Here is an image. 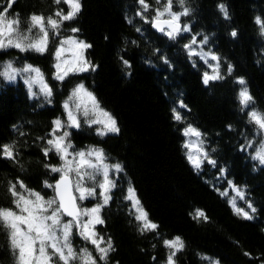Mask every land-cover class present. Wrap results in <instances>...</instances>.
<instances>
[{"label": "trees", "instance_id": "trees-1", "mask_svg": "<svg viewBox=\"0 0 264 264\" xmlns=\"http://www.w3.org/2000/svg\"><path fill=\"white\" fill-rule=\"evenodd\" d=\"M79 2L80 11L61 24V34L91 45L86 58L94 69L64 81L55 79L58 41L52 33L43 53L0 49V62L41 68L52 89V97L41 101L33 99L24 84L0 79V146H15V159L0 155V207L14 208L7 189L17 180L49 196L44 181L54 184L57 177L44 165L59 161L53 151L45 158L43 149L52 122L65 118L63 103L82 83L119 128L107 136L85 126L70 133L76 147H98L109 163L122 166L101 211L104 223L97 226V233L112 242L103 264H167L175 250L164 241L175 237L184 247L175 253L174 264H264V166L253 159V145L262 135L248 118L252 110L264 113V34L256 23L257 17L264 21V0H185L189 12L180 18L189 32L175 38L153 26L156 10L163 12L166 0H145L149 7L142 14L139 0ZM0 7L10 19L19 18L22 32L32 14L47 18L58 10L69 11L64 0H0ZM172 11H183L176 0ZM193 39L219 58L222 79L204 83L207 65L185 47ZM244 86L253 102L242 111L238 94ZM174 110L181 120L174 118ZM189 126L201 134L215 165L206 160L201 170L194 168L185 147ZM231 186L244 191L240 206L252 205V219L230 205L225 192ZM129 187L157 229L139 230L141 222L125 198ZM198 211L207 219L197 217ZM0 264H14L3 226Z\"/></svg>", "mask_w": 264, "mask_h": 264}, {"label": "snow or ice", "instance_id": "snow-or-ice-1", "mask_svg": "<svg viewBox=\"0 0 264 264\" xmlns=\"http://www.w3.org/2000/svg\"><path fill=\"white\" fill-rule=\"evenodd\" d=\"M10 2L14 3L15 0H10ZM54 2L59 4L61 0H54ZM156 2L159 4L160 0H156ZM172 2L173 0H166L165 4L162 5L163 12L156 10L153 26L165 32L170 38H175L180 31H189L187 26L181 29L178 23L180 16L187 15L189 9L184 7L185 0H176L183 11L173 12L171 10ZM64 3L70 9L67 14H64L62 10L56 11L52 16H48L47 18L40 14H32L28 19L26 32L19 31L20 21L18 17H13L9 20L7 19V12L0 11V49L16 48L20 51L32 50L40 53L47 51L49 32L54 37L59 36L61 24L64 21L74 19L80 11L79 0H64ZM139 3L143 7L141 13L138 14H142L143 11L147 10L149 5L145 3V0H139ZM219 7L225 17H227L228 13L224 5H220ZM165 14H167L169 19L163 21V23L168 25V30L160 27L159 24L160 17ZM256 23L261 25V33L264 34V21H261L257 17ZM33 29L36 30L35 35H32ZM137 30L139 31V29ZM71 31L77 32L79 29L72 28ZM231 35L236 36V32L233 31ZM206 42L207 38L205 37L204 43ZM192 43H196L195 39H193ZM66 44H76L81 50L91 47V45L83 41H76L72 38L61 39L54 53L57 60H59L63 46ZM185 47L188 48L190 54L199 55L201 58L210 56L212 60H219L215 54L197 53L191 45H185ZM81 59L82 63L76 70L87 71L90 67L94 69V66L89 61L83 59L82 52ZM124 63L127 64V61H124ZM210 67L212 66L210 65ZM0 68L3 69V71H0V76L8 80H14L17 74L28 73L29 79L26 83H28L29 88L34 83H39L40 92L44 97L46 99L51 97L52 89L44 82L43 74L39 68L26 65L22 69H17L13 66L12 61L0 62ZM55 68L57 69L55 79L63 80L67 72H64V74L60 73L59 63L55 65ZM218 69L219 64L217 63L214 67L215 75L209 76L208 73L204 74L205 84L209 80L223 78L220 76ZM228 71H232L230 66ZM33 73L35 75H32ZM238 83L245 85L243 79H240ZM33 94L35 95V93ZM238 100L242 111L253 102V97L248 92L246 86L240 90ZM69 101H73L76 112L86 118V123L102 125L98 129V135L103 136L109 132H119L115 119L110 113L99 108V102L96 100V97L85 88L84 84L81 83L73 89ZM82 105L83 107H81ZM63 107L67 111V121L56 119L52 122L54 128L49 133L51 138L46 140L47 146L43 149L45 158L48 157L50 151H54L62 162L59 167L49 164L44 165L51 172L60 173V178L55 184L44 181V187L52 189L54 195L45 199L40 192L28 189L22 180H17L14 183H10L7 189L8 193L13 197V205L16 210L0 207V226L8 230L14 264H73V262H78V264H96V258L92 256L87 248H82L77 252L72 247L71 237L74 227L83 240L88 241L94 246L100 260H106L109 251L113 250L111 239L109 238L105 244L104 237L100 236L95 229L96 225L104 223L100 212L104 205L108 204L111 199V190L115 187V182L109 178V173L110 171H122V166L119 163L112 165L106 163L107 157L102 149L75 150L73 145L68 142L70 133L67 130H60L70 127L78 128L79 120L77 115L69 110L68 101L64 103ZM181 107L184 106L181 105ZM97 112H99L100 116L105 117V119L96 118ZM90 114L94 118L88 119ZM174 118L176 120L182 119L179 113H175ZM248 118L249 122L256 126L257 132L264 136V113L252 110L249 112ZM58 132L59 135L57 134ZM185 135L199 137L201 134L189 126L185 129ZM249 146H251V142ZM14 147L12 144L0 146V155L9 159H15L13 153ZM185 147H190V145H185ZM69 149H73V151L70 152ZM188 159L193 162L196 168H199L203 162L202 160H194L191 153H189ZM203 159L213 165L216 163L214 160L208 158L206 152L203 153ZM253 159L264 164V143H261ZM70 174L72 175L70 176ZM97 176H101L102 179L98 180ZM97 188L100 189L102 202H98L91 208L81 207L77 203V200L83 202L89 198H96ZM233 190L241 199L244 198V193L240 189L233 186ZM125 198L132 202L135 219L141 222L139 229L141 232L158 228V225L148 219L147 213L135 197V190L133 188L129 187ZM232 203L235 208V198H233ZM248 208L252 212H255L250 203L248 204ZM236 211L237 214L242 213L244 218L252 219V216L248 212L243 211V209L236 208ZM196 216L207 219L202 211H198ZM64 217H69L70 219L65 220ZM102 244H105V246L102 247ZM164 244L166 247L175 250L167 257V264H174L173 257L177 251H180L184 247L183 241L180 237H175L173 240H165Z\"/></svg>", "mask_w": 264, "mask_h": 264}, {"label": "rangeland", "instance_id": "rangeland-1", "mask_svg": "<svg viewBox=\"0 0 264 264\" xmlns=\"http://www.w3.org/2000/svg\"><path fill=\"white\" fill-rule=\"evenodd\" d=\"M80 3V2H79ZM69 7V6H68ZM70 10V9H69ZM172 10V9H171ZM0 11H1V7H0ZM4 12H6V11H4ZM166 15V14H165ZM165 15H163V16H161L160 17V21L161 20H168L169 19V17H165ZM167 16V15H166ZM7 19H9V20H11L8 16H7ZM69 21V20H68ZM153 23H154V20H153ZM179 24H183L182 22H181V18L179 19V22H178ZM183 27H185V25H183ZM188 27V29H189V26H187ZM183 29V28H182ZM19 31L20 32H22L21 31V27L19 26ZM189 31H180L179 32V34H177L176 36H179V35H181V34H184V33H188ZM51 32H49V41H48V46L50 45V43H51V38H50V34ZM165 33V32H164ZM32 35H35V33H32ZM53 35V34H52ZM175 36V37H176ZM64 38H72V39H74V40H76V41H81V40H79L77 37H75V36H73V35H71V36H66V35H64V34H61V26H60V35L59 36H56V37H54L53 36V40L54 41H58L57 42V45H56V48L59 46V41L61 40V39H64ZM196 41V40H195ZM84 42V41H83ZM85 43V42H84ZM191 46H192V48H193V50L195 51V52H204V53H210L209 51H205V49L203 48V44L202 43H198L197 41H196V43L195 44H193V43H191L190 44ZM5 49H9V48H5ZM19 50V49H18ZM86 51H87V49H84V50H81L80 48H78L77 47V45L76 44H66V45H64L63 46V49H62V51H61V55H60V57H59V60H57L56 59V57H55V62H54V77L56 76V73H57V69L55 68V65L57 64V63H59L60 64V73L61 74H64V72H67V75H65V78L63 79V80H59V81H64L65 79H67V78H69L70 76H72V75H78V74H82V73H84V72H87V71H78V70H76V69H78L79 67H80V65H81V63H82V59H81V52H82V57H83V59H86L87 60V58H86ZM34 52H36V51H34ZM192 56H196V57H198L200 60H202L206 65H207V68H208V75L209 76H212V75H215L216 73L214 72V67L217 65V63L219 64V60L218 61H216V60H212L211 59V57L210 56H208V57H206V58H201L199 55H195V54H191ZM26 65H30V64H27V63H25V64H22V65H15L14 63H13V66L15 67V68H17V69H22L23 67H25ZM210 65L212 66V67H210ZM33 66V65H32ZM33 67H36V66H33ZM36 68H39V67H36ZM40 70H41V73L43 74V80H44V82L51 88V86H50V84H49V82H48V80H47V78H46V76H45V74H44V72L42 71V69L41 68H39ZM0 71H3V69L2 68H0ZM218 71H219V74H220V68L218 69ZM32 75H35L34 73L32 74ZM0 79H3L6 83H12V84H17V83H21V84H24L26 87H27V89L29 90V93H30V95H31V97L33 98V99H39V100H41L42 101V99H45V100H49L51 97H52V95H51V97H49V98H45L44 97V95L40 92V85H39V83H34L33 85H32V87L31 88H29V85H28V83H26V81L29 79V74L28 73H21V74H17L16 75V78L14 79V80H8V79H6V78H4L3 76H0ZM217 80V79H216ZM210 81H213V80H209V82ZM87 89V88H86ZM88 90V89H87ZM88 91H90V90H88ZM91 92V91H90ZM33 93H35V95L33 94ZM92 93V92H91ZM94 95V94H93ZM71 96V95H70ZM69 96V97H70ZM69 97H68V99L66 100V101H68L69 102V110H71V111H73V113L75 114V115H77V118H78V120H79V127L77 128V127H70V128H66V129H61L60 131H64V130H67L69 133H71V131H73V130H76V129H80L82 126H85V127H89V128H91V129H93V131L94 132H96V133H98V129H100L101 127H102V125H100V124H89V123H86L85 122V120H86V118H84L82 115H80L78 112H76V109H75V106H74V103H73V101H69ZM97 100V99H96ZM65 101V102H66ZM64 102V103H65ZM64 103H63V105H64ZM81 107H83V105L81 106ZM99 108L100 109H102V107L100 106V104H99ZM65 109V108H64ZM102 110H104V109H102ZM105 111V110H104ZM107 112V111H106ZM91 118H94V117H92L91 116V114H90V117L88 118V119H91ZM96 118H99V119H101V120H103V119H105V117H103V116H100L99 115V112H97V116H96ZM61 121H67V111L65 110V118L64 119H61ZM117 126V125H116ZM117 133V132H116ZM58 135H59V132L57 133ZM109 134H114L113 132H109V133H107L106 135H103V136H107V135H109ZM68 142H70L72 145H73V148L75 149V150H87V149H89V148H98V147H95V146H93V145H89L88 147H85V148H78V147H76L72 142H71V140H70V136L68 137ZM261 143H264V136H261L260 137V139H259V141L257 142V143H253L254 145V153H253V156L256 154V151L259 149V147H260V145H261ZM186 145H190V147H187V150H188V155H189V153H191L192 154V156H193V159L194 160H202L203 162L201 163V165H200V167L199 168H196L195 166H194V164H193V162L191 161V163H192V165L194 166V168L195 169H197V170H201L202 169V167H203V165H204V162L206 161V160H204L203 159V153H205L206 152V148H205V143L203 142V139H202V136L200 135L199 137H197V136H195V135H186ZM98 149H100V148H98ZM69 151L71 152V151H73V149H69ZM54 152V151H53ZM55 153V152H54ZM57 156V155H56ZM58 157V161H59V163L56 165L57 167H59V166H61V160H60V158H59V156H57ZM254 161L255 162H257L259 165H261V166H264V164H261L258 160H256V159H254ZM106 163H108L109 165H112L111 163H109V161L108 160H106ZM54 173V172H53ZM120 172H114V171H110V173H109V178L111 179V180H113L114 182H115V187L114 188H112V190H111V193H112V191L116 188V186H117V184H118V180H119V174ZM55 175H56V179L58 180L59 178H60V173H54ZM72 174H70V176H71ZM97 179L98 180H100V179H102V177L101 176H97ZM56 180V181H57ZM56 183V182H55ZM54 183V184H55ZM237 188V187H236ZM49 190H48V192H49V196H45V195H43V194H41L42 196H44V198L45 199H48L49 197H51V196H53L54 195V193H53V191H52V189H50V188H48ZM239 189V188H238ZM241 190V189H240ZM243 193H244V191L243 190H241ZM51 193V194H50ZM111 193H110V195H111ZM226 194L225 195H227V197L229 198V202H230V205L232 206V208L236 211V208H240V209H243V211H245V212H248L249 213V215H251L250 213H252V211H251V209H249L248 207H242L241 208V202H243L244 201V199H245V193H244V198L243 199H241L238 195H237V193L233 190V186H231L230 187V189H228L226 192H225ZM135 197H136V195H135ZM137 198V197H136ZM233 198H235V205H236V207L234 208L233 207V203H232V201H233ZM138 199V198H137ZM110 201V200H109ZM77 202H78V204H80V206L81 207H88V208H91V207H93V206H95L98 202H102L101 201V198H100V189L99 188H97V195H96V198H89V199H86V200H84L83 202H81V201H79V200H77ZM109 203V202H108ZM130 203H131V205H132V202L130 201ZM141 205V204H140ZM104 206H106V205H104ZM133 208V207H132ZM103 209V208H102ZM102 209H101V211H102ZM13 210H16L15 209V207L13 208ZM133 211H134V209H133ZM100 216H101V212H100ZM102 217V216H101ZM64 219L65 220H68V219H70V218H68V217H64ZM85 219H87L86 217H85ZM97 226L98 225H96V232H97ZM76 237H78V239L76 238ZM71 241H72V247L77 251V252H79V250L80 249H82V248H87L88 249V251L89 252H91V254H92V256L93 257H95L96 258V264H103V263H105V261L106 260H100L99 259V254L95 251V249H94V246L93 245H91L88 241H85V240H83V238H81L79 235H78V233H77V229L74 227L73 228V230H72V237H71ZM78 241V245L76 244V242ZM104 241H105V244H106V240L104 239ZM105 244H102L101 246L102 247H104L105 246ZM109 254V253H108ZM107 259V258H106ZM215 264H218L216 261L214 262ZM73 264H78V262H73Z\"/></svg>", "mask_w": 264, "mask_h": 264}, {"label": "water", "instance_id": "water-1", "mask_svg": "<svg viewBox=\"0 0 264 264\" xmlns=\"http://www.w3.org/2000/svg\"><path fill=\"white\" fill-rule=\"evenodd\" d=\"M163 21H165V20H161V21H159V24H160V27H162V28H165L166 30H168V25L167 24H165V23H163ZM180 25V27H181V29L183 28V24H179ZM154 29L158 32V33H160V34H163L164 32H162V31H160L157 27H154ZM78 203V202H77ZM69 218V217H68Z\"/></svg>", "mask_w": 264, "mask_h": 264}]
</instances>
